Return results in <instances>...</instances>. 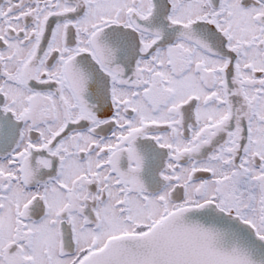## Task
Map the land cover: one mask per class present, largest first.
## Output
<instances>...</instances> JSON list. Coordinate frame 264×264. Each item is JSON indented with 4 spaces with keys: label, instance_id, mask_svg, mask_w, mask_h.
<instances>
[{
    "label": "snow or ice",
    "instance_id": "obj_1",
    "mask_svg": "<svg viewBox=\"0 0 264 264\" xmlns=\"http://www.w3.org/2000/svg\"><path fill=\"white\" fill-rule=\"evenodd\" d=\"M0 264H264V0H0Z\"/></svg>",
    "mask_w": 264,
    "mask_h": 264
}]
</instances>
